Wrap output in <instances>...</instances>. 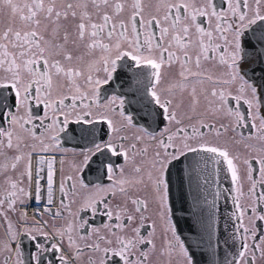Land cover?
<instances>
[{
	"label": "snow or ice",
	"instance_id": "1",
	"mask_svg": "<svg viewBox=\"0 0 264 264\" xmlns=\"http://www.w3.org/2000/svg\"><path fill=\"white\" fill-rule=\"evenodd\" d=\"M0 7L2 264H264V0Z\"/></svg>",
	"mask_w": 264,
	"mask_h": 264
},
{
	"label": "flooded vegetation",
	"instance_id": "2",
	"mask_svg": "<svg viewBox=\"0 0 264 264\" xmlns=\"http://www.w3.org/2000/svg\"><path fill=\"white\" fill-rule=\"evenodd\" d=\"M18 2H22V0H18ZM5 14V16H3ZM0 27H2V26H4V25H6L9 21H10V19L8 18L9 16H11V13H10V10L7 8V7H3V12H0ZM18 22V21H17ZM209 67V70L210 71H213V72H218V71H221L222 69H218V68H212L211 66H208ZM71 128H76L77 130L79 129V125H76V124H70L69 125V129H71ZM67 135L68 136H72V132L69 130L68 132H67ZM64 136H65V134H61V138H62V142H63V140H64ZM73 141H75V140H73ZM73 141H71V143H69V144H65V146L66 145H68V146H66V147H70L71 146V144L73 143ZM68 160L70 161L71 160V156H69L68 157ZM66 168H67V166H66ZM11 175H15V173H10ZM3 182H4V178L2 177V176H0V185H2L3 184ZM246 188H247V185L245 184V190H246ZM141 195H145V193H141ZM207 196V199L209 200V201H211L212 199H213V196H212V194L208 191V194L206 195ZM225 201V199H224V197H220V199L219 200H217V203L219 204V205H222V203ZM6 207V206H5ZM220 213V212H219ZM222 213H223V211H222ZM9 216H10V218L12 219V221L13 222H15L16 221V219H17V217H16V215H14V214H12V213H9ZM2 218V217H1ZM47 218V217H46ZM1 220V219H0ZM2 221L4 222V235L5 236H7V234H6V224H5V221H4V219L2 218ZM0 224H1V222H0ZM24 243L25 244H27V239L25 238L24 239ZM13 247H15V245H13ZM1 253H3V252H0V254ZM6 253H3V254H1L0 255V264H2V262H3V257H4V255H5ZM24 255H25V258H27V250H25V253H24ZM13 264H14V260H13ZM173 264H176V262H175V260L173 261Z\"/></svg>",
	"mask_w": 264,
	"mask_h": 264
},
{
	"label": "bare ground",
	"instance_id": "3",
	"mask_svg": "<svg viewBox=\"0 0 264 264\" xmlns=\"http://www.w3.org/2000/svg\"><path fill=\"white\" fill-rule=\"evenodd\" d=\"M252 68H254V72H253L252 74H253V75H257V74H256V71H257L258 69H260V66H259V65H256V64L253 62V64H252ZM112 88H116L117 91H121V89H119V88L116 87V84H113ZM112 88H109V89H108V93H109V94H111ZM129 98L131 99V97H129ZM128 107L134 111L138 106H137V105H128ZM72 135H73V133H72ZM75 142H76V141H73V143H75ZM66 146H68V145H66ZM175 174H180V173H178V172L176 171ZM222 174H223V173H222ZM223 176H224V175H223ZM220 179H221V178L219 177L218 180L220 181ZM209 184H211V182H210ZM181 191H182V189H181L180 181L178 180L177 177H173V178H172V192H171V198H172V200H173V202H174V204H175V206H176L177 208H179L180 205H181ZM183 191L188 192L187 189L185 188V186H184ZM205 194H206V195L208 194V189H207V191H206ZM189 199H190V197H189ZM229 211H230V209H229ZM178 215H181V214H178ZM221 215H222V216H226V215H227V210H224L223 213H221ZM219 224H220L221 226H223V225H224V222L219 221ZM222 255H224V252L221 253V251H220L219 254H218V256H217V264H222V262H223V257H221Z\"/></svg>",
	"mask_w": 264,
	"mask_h": 264
},
{
	"label": "water",
	"instance_id": "4",
	"mask_svg": "<svg viewBox=\"0 0 264 264\" xmlns=\"http://www.w3.org/2000/svg\"><path fill=\"white\" fill-rule=\"evenodd\" d=\"M256 74L257 75H260L261 74L260 69H258L256 71ZM189 158H191V154H189ZM186 163L187 162H185V167H186ZM176 171H177L176 168H173L171 170V180H172L173 177H177L178 180L180 181V176L183 175V176L186 177V173L175 174ZM220 178H221L220 181L218 180V183L216 185H213L212 183L207 185V189H208V191L211 194H212V192L214 190V187H219L222 192H223L224 189L230 187V182H229V179L227 177L223 176V174L221 173ZM185 188L187 189V191H189L188 188H187L186 179H185ZM226 195L227 194H224V195H222V197H224V199H226ZM230 203H231L230 197L227 199V205L225 204V201L222 203V205H219L217 203V206L220 209V213H218V215H221L222 211H224V210H227V215H228L229 214V206H230ZM219 221L224 222V219H219ZM222 252H223V250H221V253ZM221 257H223V255Z\"/></svg>",
	"mask_w": 264,
	"mask_h": 264
},
{
	"label": "rangeland",
	"instance_id": "5",
	"mask_svg": "<svg viewBox=\"0 0 264 264\" xmlns=\"http://www.w3.org/2000/svg\"><path fill=\"white\" fill-rule=\"evenodd\" d=\"M0 12H3V7H0ZM3 16H5V14ZM8 18L11 20V16H9ZM0 219H1L0 220V222H1V224H0V241H3V240H7V236L4 235V232H5L4 231V222L2 221L1 217H0ZM1 254H3V253H1ZM258 264H260L259 260H258Z\"/></svg>",
	"mask_w": 264,
	"mask_h": 264
}]
</instances>
